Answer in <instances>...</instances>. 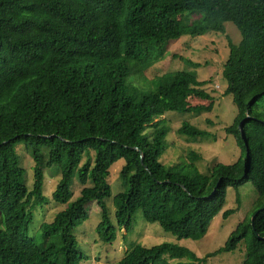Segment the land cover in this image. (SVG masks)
<instances>
[{"label": "trees", "instance_id": "obj_1", "mask_svg": "<svg viewBox=\"0 0 264 264\" xmlns=\"http://www.w3.org/2000/svg\"><path fill=\"white\" fill-rule=\"evenodd\" d=\"M228 22L242 41L229 40L223 69L226 93L237 106L226 132L242 155L231 165H216L209 175L199 171L201 155L194 151L186 162L166 168L159 157L170 128L166 119L153 117L212 111L215 98L202 89L208 81L188 71L149 78L147 70L170 43L185 35L224 34ZM189 95L210 103H178ZM143 116L150 118L140 121ZM179 133L213 136L188 122ZM21 143L34 161L32 188L24 182ZM121 159L128 186L113 196L108 177ZM55 166L61 179L53 198L69 205L42 223L39 244L30 226L35 210L47 203L45 170ZM77 172L81 183L93 185L71 202ZM246 183L258 192L253 221H242L218 251L199 258L176 244L134 242L118 264H169L165 256L206 264L242 242L241 264H264V0H0V264H84L88 257L74 231L89 219L94 202L105 243L116 241L121 228L133 233L138 212L178 239L199 241L223 212L228 187ZM112 196L115 222L106 202ZM235 211H224L223 218Z\"/></svg>", "mask_w": 264, "mask_h": 264}, {"label": "rangeland", "instance_id": "obj_2", "mask_svg": "<svg viewBox=\"0 0 264 264\" xmlns=\"http://www.w3.org/2000/svg\"><path fill=\"white\" fill-rule=\"evenodd\" d=\"M226 32L208 33L204 36L192 37L185 35L179 40L168 45L166 54L151 69L147 70L149 78L165 72L185 70L195 75L201 81H208L202 89L214 96L215 106L212 111L196 112H169L163 117H153L154 120L166 119L170 132L165 138L164 151L159 157V162L166 168L175 167L187 161L191 151L197 152L201 158L196 162L201 173L206 175L218 164L231 165L239 160L242 149L236 143L235 137L226 132V128L233 125L237 116V106L233 101V95L226 93L227 82L223 76V69L230 54L229 40L238 45L242 41V35L233 23H225ZM182 106H195L208 104L209 100L196 96H187L178 99ZM150 116H143V119ZM214 123L211 124L209 121ZM184 122H188L197 128L212 133V137H191L179 133V128ZM21 166L26 174L24 182L32 188L34 183V161L28 153L25 144L17 146ZM94 157V153L92 154ZM87 161V155L84 163ZM125 164L121 159L111 168L108 177L112 185L113 196L127 188L120 172ZM61 179L59 167L47 168L43 185L47 203L35 210L34 220L30 226V236L42 243L40 227L44 222H52L56 215L67 209L69 204L59 203L53 198V192ZM92 180L87 185L80 181L79 173L73 177L71 202L76 200L85 186H92ZM113 196L106 199L110 215L115 222V205ZM240 198V203L237 199ZM258 192L254 185L246 183L238 187H228L226 205L223 210L233 209L228 219H224L222 213L216 217L209 234L199 241L190 239H178L172 233L166 232L156 223L150 224L143 220L138 212L134 216L133 233L127 234L125 228L119 229L117 239L111 244L100 240L97 227L101 221L99 205L94 202L89 206V219L75 229L74 234L78 240L79 248L88 257L84 264H118L124 257L131 243L137 242L147 247L161 243L176 244L193 251L199 258L206 257L209 253L218 251L227 242L229 236L237 226L245 219H252L256 210ZM239 206V209H237ZM1 224V216H0ZM245 258V243L242 242L237 250L222 253L208 259L206 264H241ZM169 264H188V260L171 259L165 256Z\"/></svg>", "mask_w": 264, "mask_h": 264}, {"label": "water", "instance_id": "obj_3", "mask_svg": "<svg viewBox=\"0 0 264 264\" xmlns=\"http://www.w3.org/2000/svg\"><path fill=\"white\" fill-rule=\"evenodd\" d=\"M239 128H240L241 136L243 137V140L245 141V145H246V148H247V154H249V144H248L247 138L245 137V132H244V130L242 128V124L239 126ZM134 149L137 150V151H139L138 148H134ZM141 158L143 160V155H141ZM252 221H253V218H252Z\"/></svg>", "mask_w": 264, "mask_h": 264}]
</instances>
